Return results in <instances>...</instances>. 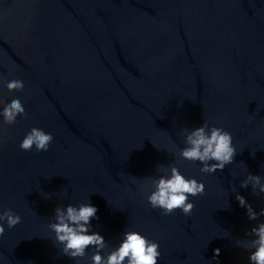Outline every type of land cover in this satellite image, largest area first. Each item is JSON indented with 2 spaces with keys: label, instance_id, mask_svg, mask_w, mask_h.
<instances>
[{
  "label": "clouds",
  "instance_id": "1",
  "mask_svg": "<svg viewBox=\"0 0 264 264\" xmlns=\"http://www.w3.org/2000/svg\"><path fill=\"white\" fill-rule=\"evenodd\" d=\"M9 91L24 90V83L21 80L7 82ZM0 104H4L0 100ZM0 115L4 123L13 126L20 116H26V110L20 99H13L10 103L4 104ZM54 137L43 129L33 127L22 139L19 148L24 152H30L35 148L37 152H46L49 149ZM186 146L179 151V159L190 162H200L202 173H215L223 171L232 164L237 154L233 146L232 134L223 128L211 126L204 122L202 126L186 132ZM254 156V153H251ZM169 175H162L158 179L151 180L153 191L147 196L148 203L154 209H161L164 215H170L177 209L185 216H190L195 205L189 202V197L204 194L205 186L195 178H186L175 165L167 170ZM251 183L252 189L258 188L264 193V183L258 175H248L242 181L241 187H247ZM241 207L247 209L250 220H256L258 215H264V209L256 213L245 198L239 194L236 196ZM97 208L89 203L80 204L78 207L71 204L66 207H57L54 210L55 222L48 227L55 233L56 241L63 245L62 254L72 259H82L86 256L89 247L95 249L90 259L92 264H157L161 253L159 244L149 240L136 231H126L123 234L119 246L112 250L106 257L101 255L107 245L103 236L93 232L89 234L90 221L96 217ZM5 223L9 229L21 223V217L11 209L0 211V238L5 234ZM248 235L256 238L244 243L249 251L250 264H264V222L253 227ZM220 249L214 250V256L218 257Z\"/></svg>",
  "mask_w": 264,
  "mask_h": 264
}]
</instances>
